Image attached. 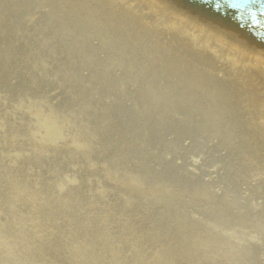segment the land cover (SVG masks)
I'll return each mask as SVG.
<instances>
[{"label": "rangeland", "instance_id": "rangeland-1", "mask_svg": "<svg viewBox=\"0 0 264 264\" xmlns=\"http://www.w3.org/2000/svg\"><path fill=\"white\" fill-rule=\"evenodd\" d=\"M141 13L133 0H0L1 138L35 126L14 107L23 97L34 110L51 100L59 115L71 109L72 121L104 133L100 144L90 133V147L58 138L54 144L67 149L36 161L0 152V264H96L107 260L103 251L115 259L106 264H156L154 252L165 254L161 264H186L170 247L182 231L168 235L177 231L169 215L191 222V230L212 223L211 234L230 241L238 232L237 263L264 264V106L254 114L241 105L256 71L215 68L217 56L202 60L193 42L178 46L177 34ZM112 156L158 174L144 184L161 181L170 191H135L141 200L128 206L117 189L100 195L84 176L89 170L128 188ZM195 187L209 193L199 210L186 200L198 201ZM194 249L206 251L197 264L229 260ZM139 255L144 261L133 259Z\"/></svg>", "mask_w": 264, "mask_h": 264}, {"label": "bare ground", "instance_id": "bare-ground-1", "mask_svg": "<svg viewBox=\"0 0 264 264\" xmlns=\"http://www.w3.org/2000/svg\"><path fill=\"white\" fill-rule=\"evenodd\" d=\"M136 2V5L138 7H141L142 13H141V19H145L142 14L147 15L153 20V23L156 22L159 23V26L162 27L164 30H169L168 32H171L173 34H177L176 40L182 41L183 43H180L178 46H182L183 44H186L187 42L191 41L193 42L198 49V52L204 53L199 54L197 53V56H201V59L204 60L206 57L205 54H208V57H211L210 55L214 57H218L220 61H218L220 64H217L215 68H251L256 71V77L255 84L253 85V90L246 95L245 99L241 100L242 109L244 108L248 113H258V110L261 106H264V59L258 57L257 55H253L248 52V50L238 44L235 43L228 38L220 35L219 33L211 30L210 28H207L203 25H198L200 27H197L194 24H191V20L185 18L184 16L178 14L177 12L173 13L170 8L166 7L163 3H161L159 0H133ZM178 14V15H177ZM180 15V16H179ZM184 18H182V17ZM155 18V20H154ZM161 23V24H160ZM194 23V22H193ZM197 24V23H196ZM199 29V30H198ZM203 32L205 34H203ZM204 35H208L204 36ZM172 38V37H170ZM174 39V38H173ZM168 43L170 41L168 40ZM177 46V47H178ZM256 54V53H254ZM199 57L196 58V64L199 67V62L202 61ZM189 63V62H187ZM194 63V62H193ZM190 64V63H189ZM192 65V64H190ZM195 65V64H194ZM193 66V65H192ZM67 98V97H66ZM32 98H26L23 97L20 101H17L14 104V107L16 109L22 110L23 114H25L27 117L32 118L34 122V127L28 132V134H25V136L21 135H11L12 137L6 138L2 137L0 135V142L3 144H6L7 146H0V152L9 158H11L12 161H19V157L22 156L24 158V154H28L31 156H34L35 158L29 159L30 161H36V157H53L50 153L51 151L55 149H67V148H61L60 145H55V141L58 140V138H68L70 141L82 139L83 142H85L89 147L92 144V136H90V133L94 134V139L97 138L98 141L96 144H100V138L99 136L104 135L103 130L99 129L98 127L95 129H92L94 126H89L87 129H84L82 126H80V123L77 121H72V119L68 116L70 114H73L74 112L69 109V113L66 115H59L58 114V107L57 105H54L51 100L47 101V108L45 109H35L34 105L35 103L33 101H30ZM77 110L79 111L81 109L80 104H75ZM223 112V108H219L216 112L213 111L214 115V121L216 122V119L220 121L218 118V115ZM256 112V113H255ZM8 113V112H6ZM214 122V125H215ZM264 129V125L262 126ZM92 129V131H91ZM226 135L230 136L231 132L230 129H225ZM215 135V136H214ZM222 136L220 131L215 125V130L213 133V137L217 138ZM96 141V140H95ZM18 145L19 147H17ZM23 145V146H21ZM25 146H28L27 148H24ZM73 148H76L75 146ZM92 148V146H91ZM112 162H113V172H117L120 175H124L123 179H127L126 183H123L122 186L128 187L127 189L122 188L121 186L118 187L115 184L106 181L109 179V173H92L90 170L88 173H85V177L94 180L96 182L95 188L97 189L98 193L100 195H104L110 191L111 189H117L119 190L120 196L124 198V203L128 206L132 204L133 202L137 200H141L140 197L137 194H156V192L160 191L162 192L170 191L167 188H164V184L160 183H151V186H146L144 184L148 180H151L152 177L158 178V174L154 173L151 174L148 171H138L134 170V168L126 167L123 163H120L118 156H112ZM107 169H105L106 171ZM112 173V172H111ZM134 181V182H133ZM16 188V186H15ZM13 188V190L15 189ZM12 190V189H11ZM198 190L197 192H191L190 195L198 194V197H195V200H198L197 202H191L189 199L190 197H187L186 200L193 205L194 210H199L200 205L199 202H202L204 204H208V200L206 199L207 195H209L208 192H206L205 188H194V191ZM137 191V194H134V192ZM183 196L185 193H181ZM126 195V196H125ZM194 200V199H193ZM208 202V203H207ZM6 203V202H5ZM133 218V217H132ZM169 218L173 220L174 228L177 230L175 233L172 234L170 231L168 235H175L179 234L180 231H182V236L178 239L179 245L177 246H170L171 248L178 250L177 253L178 256H182V254L185 255V260L187 261L186 264H197L200 261H203L206 259V251L202 254L199 253H192L196 247H203L205 250L207 249H213L214 257L215 255H226L229 260H212L209 264H238L236 259L240 258L241 254L239 252V245L241 243V237L238 235H232V240H228L227 238L219 237L218 235L211 234V231H215L214 225L211 223L213 229H204L203 231H198L196 229L191 230V222L186 221H179V219L176 217V215H169ZM176 220V221H175ZM129 226L135 231L134 224L132 222V219H129L128 221ZM183 228V230H182ZM105 232L102 229H100V233ZM174 232V230H173ZM224 232L228 234L227 231ZM43 234V233H42ZM34 235V231H32V236ZM99 236V235H98ZM46 237V236H45ZM226 239L228 241H226ZM168 241H171V238L168 239ZM168 245H165L167 247ZM106 246H104L105 248ZM99 251V250H98ZM97 251V252H98ZM113 250H110L112 252ZM97 252L95 254H97ZM103 257L107 258L105 262H100L99 260L96 264H106L107 262L113 263L115 259L111 256V254L108 252L106 254L105 251H103ZM163 259H159V258ZM166 258L165 254L163 255L161 252H157L153 255L152 259L156 264H161L164 259ZM134 260L138 261H144V258L139 255L133 258ZM157 260H161L160 262ZM50 262H52L50 260ZM52 264V263H50Z\"/></svg>", "mask_w": 264, "mask_h": 264}, {"label": "water", "instance_id": "water-1", "mask_svg": "<svg viewBox=\"0 0 264 264\" xmlns=\"http://www.w3.org/2000/svg\"><path fill=\"white\" fill-rule=\"evenodd\" d=\"M159 1L164 2L166 7L179 11L184 17L190 16L200 24L209 25L214 29L210 28L211 30H217L239 41L251 52L264 57V0ZM231 38L228 39L235 42Z\"/></svg>", "mask_w": 264, "mask_h": 264}]
</instances>
